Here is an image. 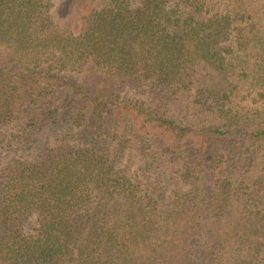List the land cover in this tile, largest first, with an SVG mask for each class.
Here are the masks:
<instances>
[{
	"label": "trees",
	"instance_id": "16d2710c",
	"mask_svg": "<svg viewBox=\"0 0 264 264\" xmlns=\"http://www.w3.org/2000/svg\"><path fill=\"white\" fill-rule=\"evenodd\" d=\"M0 0V264H264V0Z\"/></svg>",
	"mask_w": 264,
	"mask_h": 264
},
{
	"label": "rangeland",
	"instance_id": "374dc122",
	"mask_svg": "<svg viewBox=\"0 0 264 264\" xmlns=\"http://www.w3.org/2000/svg\"><path fill=\"white\" fill-rule=\"evenodd\" d=\"M89 0H54L52 16L61 25H72L75 27L80 22V6ZM136 4L138 0H132Z\"/></svg>",
	"mask_w": 264,
	"mask_h": 264
}]
</instances>
